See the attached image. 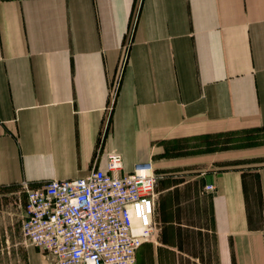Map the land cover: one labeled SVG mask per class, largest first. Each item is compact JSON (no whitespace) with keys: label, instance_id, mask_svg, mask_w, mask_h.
Segmentation results:
<instances>
[{"label":"crops","instance_id":"0c3cea01","mask_svg":"<svg viewBox=\"0 0 264 264\" xmlns=\"http://www.w3.org/2000/svg\"><path fill=\"white\" fill-rule=\"evenodd\" d=\"M249 131L264 0H0V189L152 163L136 264H264V143L194 146Z\"/></svg>","mask_w":264,"mask_h":264},{"label":"built area","instance_id":"2783aa9c","mask_svg":"<svg viewBox=\"0 0 264 264\" xmlns=\"http://www.w3.org/2000/svg\"><path fill=\"white\" fill-rule=\"evenodd\" d=\"M152 163L124 172L121 154L108 157L107 170L86 178L53 180L26 195L22 233L53 264H136L141 247L158 233ZM214 185L206 192L215 194Z\"/></svg>","mask_w":264,"mask_h":264},{"label":"rangeland","instance_id":"374dc122","mask_svg":"<svg viewBox=\"0 0 264 264\" xmlns=\"http://www.w3.org/2000/svg\"><path fill=\"white\" fill-rule=\"evenodd\" d=\"M263 143L264 131H249L230 137H207L201 140V145L194 146L201 150H224ZM25 206L26 195L21 188L0 189V264H53L46 254L35 250L23 236Z\"/></svg>","mask_w":264,"mask_h":264}]
</instances>
